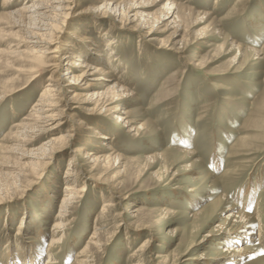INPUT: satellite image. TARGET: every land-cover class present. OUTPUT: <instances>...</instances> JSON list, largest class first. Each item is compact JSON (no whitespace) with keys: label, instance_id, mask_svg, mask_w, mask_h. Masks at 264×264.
<instances>
[{"label":"rangeland","instance_id":"1","mask_svg":"<svg viewBox=\"0 0 264 264\" xmlns=\"http://www.w3.org/2000/svg\"><path fill=\"white\" fill-rule=\"evenodd\" d=\"M31 1L0 0V264H264V0H172V16L171 0H68L51 46L28 38ZM85 48L96 86L56 104L59 131L21 142ZM47 140L43 160L24 156ZM80 147L104 161L70 167Z\"/></svg>","mask_w":264,"mask_h":264},{"label":"bare ground","instance_id":"2","mask_svg":"<svg viewBox=\"0 0 264 264\" xmlns=\"http://www.w3.org/2000/svg\"><path fill=\"white\" fill-rule=\"evenodd\" d=\"M67 2L68 0H33L31 1L30 4H27L26 6H24L22 10L19 11L18 13H20V15L25 14V16L28 19V24H29V25L27 24L28 30H29V32L27 33L28 38L36 39L38 41L37 42L38 44H43L44 46L50 45L49 43H47V40H45V38L49 35V33L54 28V26L60 23L61 20L63 19V16H64L63 11L65 10V5ZM109 4L113 7V9H111V12L116 14L117 12L120 11L121 4L118 3L117 1L113 4H111L110 2ZM165 8L167 9L166 15H171V16L173 15V12H171V10L173 8L174 10L178 9L177 4H175V2H173L172 0L166 3ZM176 19L177 17L176 18L174 17L175 21ZM74 39H80V37L74 36ZM85 49L87 51L85 50L81 52L80 53L81 55H74L73 53H70L69 58H73V59H71L69 63L68 62L66 63V64H69L70 67L65 68L66 71L64 73V78L56 79L57 77H55V73L50 75V77L48 78V84L45 86V88L42 91L40 101H39L40 103L37 104L36 108L34 109V116H35L36 122L33 124H28V123L22 124V126L19 128L20 132L18 134L19 136L23 137L21 139V142H24V143L30 142L26 138H33V136L39 133H50V132L52 133V132L59 131L62 125L61 121H59V117L61 113L58 114L57 112L54 114L55 112L54 108L56 104H58L60 101L63 102L64 100V103H66V105H64L65 108L68 111H73L76 108L71 105L73 104L72 102L80 97H85V95H81L77 93V91L82 90V91L87 92L88 90L96 86L95 82L100 80V79H97V74L102 72L103 69L101 68L100 65L90 64L89 60L91 61L90 59L91 57H88L86 60L83 59V57H85L84 54L86 55L88 52V49L87 48ZM30 52L36 55V58L40 60H46V57L49 54H51V52H49L48 49L45 47L43 48L35 47L31 49ZM104 55L107 56V54H104ZM104 55H100V56H104ZM63 58H66V57L64 56ZM103 74L110 75L112 74V72L110 71V68H107L105 73ZM60 80H62V82H60ZM118 84L115 83L111 87H108L107 92L109 93L112 90H115L116 92L118 91L121 92L122 87ZM69 95H71V98H67L69 97ZM93 95L94 94H91L89 97L91 96L93 97ZM84 100H85L84 103L88 102L87 99L84 98ZM112 108L115 109L113 111L120 112V109L118 108V106H114ZM85 110L90 111L88 109H85ZM121 113L124 115H127V113L125 112H121ZM116 119L121 120V116L118 115ZM126 119H127L126 117L122 119V122L123 120H126ZM71 120L76 121V126H78V128L80 129L85 128L86 130H89L90 128L87 126V124L83 120L76 119L74 115L71 117ZM95 135L97 139H106L108 137V136L107 137L104 136L103 133H99L97 130H95ZM62 138L68 139L69 136H65ZM51 143L52 141L47 140V142H44V143L42 142V145L38 147L30 148L29 150H24L23 152L25 153L24 156H31L33 160H36V162L43 160L44 156L51 149ZM96 153L92 151L87 152V150L82 147L78 149H74L72 153V157L70 159L69 166L71 167L76 159H79L82 157V158H85L86 164L90 165L89 168L94 169V167L98 163H100L101 160L103 159L102 156H98ZM76 165L81 166L79 165V163ZM69 171H71V169H68V172L66 173V175H69V177H74V180L76 181L75 178L78 175V167H76V170L73 169L71 173H69ZM67 182L68 183L65 186V191L68 193H72V195L71 194L67 195V197L63 200V203H62L63 205L59 207V208H63L64 210L67 207V204L72 203V200L75 198V195L77 194V190L73 186L75 182L73 181L74 183L72 184H71V180L70 181L68 180ZM109 207H112L109 201L103 204V208H109ZM61 211L65 212L63 210ZM195 215H197V213ZM63 217L65 216L64 215L60 216V218H63ZM239 218L243 219L245 217L242 215H239ZM55 228L61 229V226L55 227ZM51 243L52 245H56L59 242L54 240ZM45 262H46L45 264H57L56 260L51 257L47 259Z\"/></svg>","mask_w":264,"mask_h":264}]
</instances>
